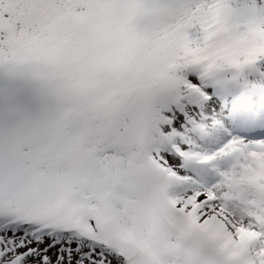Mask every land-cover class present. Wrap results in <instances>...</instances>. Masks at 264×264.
<instances>
[{
    "label": "snow or ice",
    "instance_id": "snow-or-ice-1",
    "mask_svg": "<svg viewBox=\"0 0 264 264\" xmlns=\"http://www.w3.org/2000/svg\"><path fill=\"white\" fill-rule=\"evenodd\" d=\"M0 264H264V0H0Z\"/></svg>",
    "mask_w": 264,
    "mask_h": 264
}]
</instances>
